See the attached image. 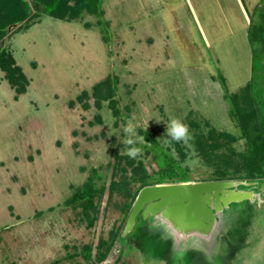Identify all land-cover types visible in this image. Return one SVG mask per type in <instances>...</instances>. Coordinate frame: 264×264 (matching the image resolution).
I'll return each instance as SVG.
<instances>
[{
    "label": "rangeland",
    "instance_id": "1",
    "mask_svg": "<svg viewBox=\"0 0 264 264\" xmlns=\"http://www.w3.org/2000/svg\"><path fill=\"white\" fill-rule=\"evenodd\" d=\"M263 1L104 0L108 31L92 16L72 23L44 17L8 39L30 85L16 99L0 69V264H264V205H233L212 249L217 235L209 248L177 244L160 223L146 229L156 237H122L124 197L111 190L126 166H117V151L129 156L139 148L149 172L156 169L141 131L174 154L166 135L173 119L238 135L225 95L252 79L250 13ZM108 77L122 115L92 96ZM85 91L90 98L80 100ZM129 123L135 135L125 132ZM178 142L199 178L207 169L192 158L190 139ZM86 186L105 187L96 209L68 206ZM101 241L112 245L103 261Z\"/></svg>",
    "mask_w": 264,
    "mask_h": 264
},
{
    "label": "trees",
    "instance_id": "2",
    "mask_svg": "<svg viewBox=\"0 0 264 264\" xmlns=\"http://www.w3.org/2000/svg\"><path fill=\"white\" fill-rule=\"evenodd\" d=\"M103 5L104 0H0V69L4 78L16 91V99L26 93L30 83L22 69L16 66V61L9 53V49L5 47V42L18 33L27 32L44 17L72 23L81 22L86 16H92L98 19V24L103 31H108L103 21ZM262 9H264V1L256 8H252L253 12L250 13L253 23L249 32L254 45L252 79L238 92L225 95V98L229 100V114L235 123L238 135L215 129L205 133L198 125H187L191 132L189 150L193 149L195 152L192 158L198 159L207 169L197 178L191 168L185 165L187 147L183 145L184 143L172 140L176 151L174 154L172 148L162 146L151 135L141 131L140 134L144 136L146 142L145 158L152 157L156 169L151 167L150 173L144 159L139 155L133 159L120 155L119 151L115 153L117 166L122 165L123 162L126 166L120 168L124 173L122 180L113 181L111 190H118L124 197V202L119 208L125 221L139 192L147 186L219 181L264 183V12H261ZM90 25L86 24L87 27ZM104 38L108 40L107 35ZM115 93L116 81L111 77L92 89V96L98 99L97 106L101 108L102 102H107L109 109L114 110V114L118 116L122 115V112L120 109L117 110ZM90 96V93L85 91L79 99H89ZM84 107L88 109V103H85ZM129 169L132 172L131 177L126 175ZM93 183L90 181L88 184ZM104 192V186L98 189L86 186L84 190L78 191L67 204L68 206L82 204L86 210H94L96 209L95 198L99 196L101 199ZM85 217L89 219L88 211ZM138 225L139 228L135 229L134 233L146 238L156 237L144 231V225ZM237 229L234 228L230 235L233 236ZM134 233H131L127 239L134 236ZM114 239L115 237H112L110 241L112 244ZM101 243L100 248L103 247L105 252H99V261L106 258L112 246L109 247L107 241H101ZM90 257L91 252L88 249L87 258Z\"/></svg>",
    "mask_w": 264,
    "mask_h": 264
},
{
    "label": "water",
    "instance_id": "3",
    "mask_svg": "<svg viewBox=\"0 0 264 264\" xmlns=\"http://www.w3.org/2000/svg\"><path fill=\"white\" fill-rule=\"evenodd\" d=\"M259 182L219 181L161 184L143 188L127 218L123 235L133 233L138 223L162 224L175 236L177 244L186 242L210 247L221 218L232 205L251 202L262 205L263 197L247 188ZM264 193V184L260 187Z\"/></svg>",
    "mask_w": 264,
    "mask_h": 264
},
{
    "label": "clouds",
    "instance_id": "4",
    "mask_svg": "<svg viewBox=\"0 0 264 264\" xmlns=\"http://www.w3.org/2000/svg\"><path fill=\"white\" fill-rule=\"evenodd\" d=\"M124 130L126 133H132V135H135L131 123H129L128 127H126ZM188 133H189V128L187 125L183 124L178 119H173L169 125L168 132L166 133V135L170 136L172 140L175 141L184 140L185 142H187V140L191 138L188 135ZM125 143L130 145L136 143V141L133 139H127ZM140 152L141 149L133 147L128 150L127 155L135 159L137 155L140 154Z\"/></svg>",
    "mask_w": 264,
    "mask_h": 264
},
{
    "label": "flooded vegetation",
    "instance_id": "5",
    "mask_svg": "<svg viewBox=\"0 0 264 264\" xmlns=\"http://www.w3.org/2000/svg\"><path fill=\"white\" fill-rule=\"evenodd\" d=\"M264 184V183H263ZM262 186V184H260L259 185V188H256L255 186L254 187H251V188H247L246 190H251V191H254V192H256V193H258V194H260L262 197H263V199H264V193H261V190H260V187ZM255 205H257V202L256 203H254ZM262 205H264V204H262ZM233 206V205H232ZM232 206H231V209H232ZM236 206V205H235ZM231 209H229V210H227V211H225V213H224V215L226 216V218H227V216L229 217V214L232 212V210ZM223 223V222H222ZM221 223V225H220V228H219V232L217 233V238H216V240H215V243L213 244L214 246L212 247V249H216V248H218L217 246H218V244H220L223 240H220L219 241V239H220V234L222 233V230L224 229L223 228V224ZM139 224H140V222H139ZM147 225V226H146ZM149 225H150V222L149 221H146L145 222V224H144V231H146L147 232V227H149ZM223 228V229H222ZM229 233V232H228ZM155 235V234H154ZM227 236H228V234H227ZM211 250V249H210Z\"/></svg>",
    "mask_w": 264,
    "mask_h": 264
}]
</instances>
